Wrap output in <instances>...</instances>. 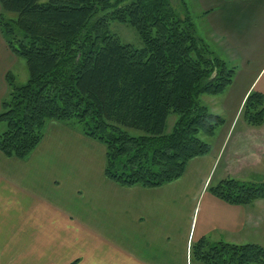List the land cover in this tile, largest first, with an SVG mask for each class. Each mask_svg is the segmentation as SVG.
Listing matches in <instances>:
<instances>
[{"label": "trees", "instance_id": "obj_1", "mask_svg": "<svg viewBox=\"0 0 264 264\" xmlns=\"http://www.w3.org/2000/svg\"><path fill=\"white\" fill-rule=\"evenodd\" d=\"M0 0V34L26 60L28 79L12 71L0 102V151L26 159L48 121H72L105 148L104 174L125 187H159L180 178L187 163L211 151L206 140L225 123L201 102L223 93L236 66L216 56L193 18L170 0ZM129 24L142 47L123 43L110 22ZM176 119L166 131L168 117ZM241 116L264 123V94L251 91ZM135 131V132H132ZM207 191L233 205L264 199V182L227 176ZM198 264H264V246L198 239Z\"/></svg>", "mask_w": 264, "mask_h": 264}, {"label": "crops", "instance_id": "obj_2", "mask_svg": "<svg viewBox=\"0 0 264 264\" xmlns=\"http://www.w3.org/2000/svg\"><path fill=\"white\" fill-rule=\"evenodd\" d=\"M180 1L214 54L236 66L220 107H208L225 120L206 139L210 153L175 181L125 187L105 176L101 143L48 121L26 159L0 151V264H198L190 248L202 237L264 246V199L233 205L207 191L217 160L264 177V123L235 131L246 96L264 94V0ZM0 38L1 101L17 58ZM79 144L98 153L95 166L71 150Z\"/></svg>", "mask_w": 264, "mask_h": 264}, {"label": "rangeland", "instance_id": "obj_3", "mask_svg": "<svg viewBox=\"0 0 264 264\" xmlns=\"http://www.w3.org/2000/svg\"><path fill=\"white\" fill-rule=\"evenodd\" d=\"M129 1H131V0H126L125 3L129 2ZM170 2L178 14L183 15L184 13H188L193 18V21L195 23L196 33L199 37H201L202 35H201V31H200L201 30L200 23L197 20V17L194 16V14L192 13V9H187L186 6H184L180 0H170ZM110 31L112 34H115L120 39L121 42L131 44L132 46H134L136 48L142 47V43H141V40H140L138 33L129 24H123V23H119L116 21L110 22ZM0 41H2L1 38H0ZM0 55L3 57L2 62L7 60L8 54L5 50H2V47H0ZM16 58H17V60L13 56L10 57V59H12V63H13V66H12L10 71H12L14 74V79H15L16 84L21 85V84L26 83L29 74H28V69H27V65H26V60L23 58H20V57H16ZM7 93H8V90H7ZM7 93H6V95H7ZM6 95H4V97ZM221 99H222L221 94H217V95L204 94L201 96V102L203 104H205L207 107H220L219 104L221 102ZM212 110H215V109L212 108ZM212 110L210 109L211 112H214L217 114L219 112V111L215 112ZM175 119H176V115H174V114H171L168 117L167 123H166V131L167 132H170V130L172 129V126L174 124ZM242 121H243V117L240 116L239 121L237 122V126H236L237 130H235L236 132L239 130V127L242 125ZM63 123H65L66 126L69 127V129H71L72 131L82 134L81 126L79 124L73 123L72 121H66V122L64 121ZM3 129H4V125L2 124L0 126V132ZM132 132H135V131H132ZM82 135L86 138H89V137L85 136L84 134H82ZM89 139H91V138H89ZM91 140H93V139H91ZM93 141H95V140H93ZM66 144H69V142H66ZM71 150L73 152L78 153V156L84 162H87V160L88 161L92 160L91 161L92 166H95L94 163H95L96 159L98 158L97 152H94L90 149H83L82 147H80V144L78 145L77 148L75 146H73V149H71ZM81 151H83V152L88 151V153H87V154H89L88 157L86 156V154H83ZM93 161H94V163H93ZM223 162H225L227 164L226 168H224ZM237 172H238V170H237L236 164L232 165L230 162H227L225 160H221V162H218V160H217L216 165H215V167H214V169L210 175V178H209L210 180L208 181V184L209 183L210 184L216 183L220 179L227 177V175L228 176L230 175L232 177L236 176V177H238L237 179L239 181H241L245 184H259L261 182H264L263 176L255 174L251 171L247 170L246 172H243V173H242V171H241V173H237ZM237 174H239V175H237Z\"/></svg>", "mask_w": 264, "mask_h": 264}]
</instances>
